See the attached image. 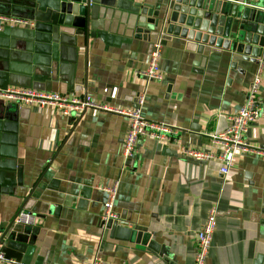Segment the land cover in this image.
I'll use <instances>...</instances> for the list:
<instances>
[{
    "label": "crops",
    "instance_id": "0c3cea01",
    "mask_svg": "<svg viewBox=\"0 0 264 264\" xmlns=\"http://www.w3.org/2000/svg\"><path fill=\"white\" fill-rule=\"evenodd\" d=\"M47 1L0 0V14L36 23L0 30V87L86 96L125 109L144 92L142 115L179 133L172 142L140 138L125 167V116L96 109L65 116L0 98V229L20 208L35 215L34 225L24 226V252L8 249L19 258L1 264H191L196 231L210 209L216 227L205 264H264V105L247 133L255 151L236 153L228 174L215 160L179 152V145L217 149L208 136L242 104L256 57L231 47L199 49L164 29V78L148 81L139 73L159 29L161 0H132L159 7L158 23L147 27L143 15L98 0L89 38L52 25ZM237 1L231 0L242 8ZM261 77L264 102V71ZM114 180L111 222L130 228L129 239L111 236L100 219L104 188Z\"/></svg>",
    "mask_w": 264,
    "mask_h": 264
},
{
    "label": "built area",
    "instance_id": "2783aa9c",
    "mask_svg": "<svg viewBox=\"0 0 264 264\" xmlns=\"http://www.w3.org/2000/svg\"><path fill=\"white\" fill-rule=\"evenodd\" d=\"M248 1V4L246 2ZM256 0H243L241 4L250 6L254 9L264 11V7L255 4ZM34 27V20L14 15L0 14V30L7 26ZM164 29L159 28L155 40L151 43L148 62L140 75L148 81H160L164 78L160 68L161 51L163 47ZM256 69L253 73L252 81L245 93V98L237 111L227 115V125L223 130L209 134L211 144L217 148L215 151L198 149L179 145V152L197 161L219 162V172L223 175L228 174L233 166L234 156L238 152H254L250 146L247 133L249 128L255 124L263 109L264 102L259 94L262 72L264 71V46L261 47L256 56ZM0 98L8 99L13 102L29 106H36L42 110L51 109L61 115L70 116L76 113H83L89 109L107 111L114 114L123 115L128 119L126 135L122 145L123 166H128L138 152V142L140 138L148 136L157 142L176 141L179 129L164 122L146 119L140 106L144 102V92H140L135 97V107L118 108L107 104L97 103L89 97L68 96L51 91H40L21 87H0ZM118 181L114 180L104 188L107 198L103 202V210L100 219L104 225L108 221L117 219V214L113 210V204L117 194ZM14 223L23 226H32L35 223V215L28 210H19L14 218ZM216 227V214L214 209H210L202 226L196 231L197 249L191 264H205V260L210 248L213 231ZM0 252V264L11 262ZM94 264H102L97 260Z\"/></svg>",
    "mask_w": 264,
    "mask_h": 264
},
{
    "label": "water",
    "instance_id": "95a60500",
    "mask_svg": "<svg viewBox=\"0 0 264 264\" xmlns=\"http://www.w3.org/2000/svg\"><path fill=\"white\" fill-rule=\"evenodd\" d=\"M237 2L243 7L234 6L231 0H161L159 5L164 6L159 28L198 43L199 49L204 46L231 47L255 59L264 46V11L247 6L248 1L245 5L240 4L243 0ZM95 4L98 0H48L46 8L50 10L52 25L75 35L84 33L89 38L93 31L91 14ZM103 4L143 15L142 26L158 23L159 7L147 4L141 7L134 5L132 0H106ZM106 226L111 236L129 239L130 228L120 226L116 221H108ZM27 234V229L14 220L0 229V252L5 253V258H19V254L8 249L24 252Z\"/></svg>",
    "mask_w": 264,
    "mask_h": 264
},
{
    "label": "rangeland",
    "instance_id": "374dc122",
    "mask_svg": "<svg viewBox=\"0 0 264 264\" xmlns=\"http://www.w3.org/2000/svg\"><path fill=\"white\" fill-rule=\"evenodd\" d=\"M261 3L264 5V0H261Z\"/></svg>",
    "mask_w": 264,
    "mask_h": 264
}]
</instances>
